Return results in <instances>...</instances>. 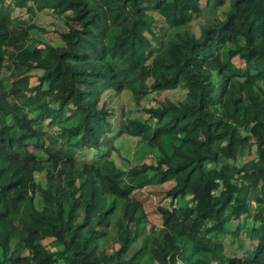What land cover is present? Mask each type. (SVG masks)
<instances>
[{
	"label": "trees",
	"instance_id": "obj_1",
	"mask_svg": "<svg viewBox=\"0 0 264 264\" xmlns=\"http://www.w3.org/2000/svg\"><path fill=\"white\" fill-rule=\"evenodd\" d=\"M0 264H264V0H0Z\"/></svg>",
	"mask_w": 264,
	"mask_h": 264
},
{
	"label": "rangeland",
	"instance_id": "obj_2",
	"mask_svg": "<svg viewBox=\"0 0 264 264\" xmlns=\"http://www.w3.org/2000/svg\"><path fill=\"white\" fill-rule=\"evenodd\" d=\"M205 5L202 4L201 7L203 8ZM45 23H42V25L40 26V33L41 35H43L46 39L47 42L51 43L52 45H56L59 41H58V37L56 35H54L51 32H47L48 27L46 28V26H44ZM157 96L155 93L149 95L147 97V99L143 102V104H141V109H148L151 108L153 106H155L154 102L157 100ZM121 101V99H119ZM126 106L129 105V109L132 111L133 116H136L138 111H141V109L136 105V104H125ZM132 147V149H131ZM133 142L132 140H128V139H121L119 141L116 142H112L109 149L111 151L115 150V149H119L120 151V155L122 157H128L130 158L132 156V152H133ZM131 149V150H130ZM130 150V151H129ZM129 151V152H128ZM118 152L113 153V158L112 160H120V158L117 156ZM94 155V153L90 152L86 158H91ZM84 159V158H83ZM167 187H165L166 189ZM165 191V190H163ZM159 202L158 197L156 196L155 199H153L150 195L145 199V206L147 208L152 207L153 205H156ZM101 204V209L103 208L102 203H99V206ZM96 209V208H95Z\"/></svg>",
	"mask_w": 264,
	"mask_h": 264
}]
</instances>
